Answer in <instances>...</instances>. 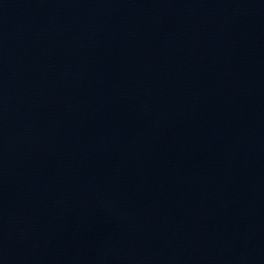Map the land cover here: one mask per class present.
I'll return each mask as SVG.
<instances>
[{"label":"water","instance_id":"95a60500","mask_svg":"<svg viewBox=\"0 0 264 264\" xmlns=\"http://www.w3.org/2000/svg\"><path fill=\"white\" fill-rule=\"evenodd\" d=\"M0 264H264V0H0Z\"/></svg>","mask_w":264,"mask_h":264}]
</instances>
